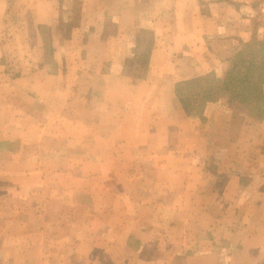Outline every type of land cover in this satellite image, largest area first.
Wrapping results in <instances>:
<instances>
[{
  "label": "crops",
  "instance_id": "crops-1",
  "mask_svg": "<svg viewBox=\"0 0 264 264\" xmlns=\"http://www.w3.org/2000/svg\"><path fill=\"white\" fill-rule=\"evenodd\" d=\"M76 1L0 0V171L8 173L18 156L30 162V146L39 157L60 155L54 144L67 114L70 125L85 122V141H125L124 111L139 101L142 115L162 114L152 127L166 126L164 140L180 141L174 157L193 156V143H206L197 118L208 134L222 129L233 134L230 141L244 139L242 155L264 168V0ZM73 13L79 15L70 23ZM185 83L197 91L198 112L181 102L178 87ZM115 103L111 131L105 110ZM255 141L261 145L250 150ZM161 155L166 151L148 154ZM34 167L30 162L28 171ZM254 220L264 231V213ZM236 230L227 236L229 249L211 234L203 249L211 264H264V233L249 246L258 234L248 230L239 246ZM187 238L185 232V251Z\"/></svg>",
  "mask_w": 264,
  "mask_h": 264
},
{
  "label": "rangeland",
  "instance_id": "rangeland-1",
  "mask_svg": "<svg viewBox=\"0 0 264 264\" xmlns=\"http://www.w3.org/2000/svg\"><path fill=\"white\" fill-rule=\"evenodd\" d=\"M76 15L68 21L76 22ZM53 53L51 48L46 55ZM188 87L180 86L181 94L198 112L197 91ZM141 103L124 111L125 141H85V122L70 125L67 114L54 144L60 155L39 157L30 146L29 160L39 167L28 171L30 162L18 156L8 173L0 171V264H211L203 249L212 235L227 249L231 229L242 227L234 238L239 246L248 230L258 234L249 246L262 240L254 219L264 213V168L242 155L246 141H230L233 134L222 129L208 134L207 122L196 118L195 130L206 143L192 141L193 156L174 157L171 149L180 141L164 140L166 126L152 127L161 113L142 115ZM105 112L106 128L116 131V103ZM256 145L261 142L250 150ZM160 150L166 155L148 156Z\"/></svg>",
  "mask_w": 264,
  "mask_h": 264
},
{
  "label": "trees",
  "instance_id": "trees-1",
  "mask_svg": "<svg viewBox=\"0 0 264 264\" xmlns=\"http://www.w3.org/2000/svg\"><path fill=\"white\" fill-rule=\"evenodd\" d=\"M184 85L186 88L187 86H189V83H185ZM178 93H179V96L181 98V102L187 111L191 112L192 109H195V108H190L188 103H187V100L186 99L184 100V97L182 96L181 91H180V86L178 87Z\"/></svg>",
  "mask_w": 264,
  "mask_h": 264
}]
</instances>
